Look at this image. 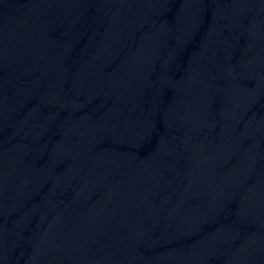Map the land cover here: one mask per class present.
<instances>
[{"label":"water","instance_id":"1","mask_svg":"<svg viewBox=\"0 0 264 264\" xmlns=\"http://www.w3.org/2000/svg\"><path fill=\"white\" fill-rule=\"evenodd\" d=\"M0 264H264V0H0Z\"/></svg>","mask_w":264,"mask_h":264}]
</instances>
